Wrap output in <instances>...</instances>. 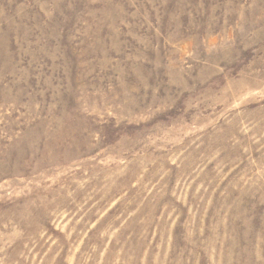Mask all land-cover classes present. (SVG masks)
Returning <instances> with one entry per match:
<instances>
[{"label": "rangeland", "instance_id": "obj_1", "mask_svg": "<svg viewBox=\"0 0 264 264\" xmlns=\"http://www.w3.org/2000/svg\"><path fill=\"white\" fill-rule=\"evenodd\" d=\"M0 264H264V0H0Z\"/></svg>", "mask_w": 264, "mask_h": 264}]
</instances>
